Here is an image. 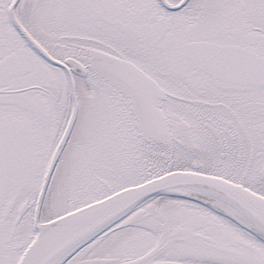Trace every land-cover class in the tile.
<instances>
[{
  "label": "snow or ice",
  "instance_id": "obj_1",
  "mask_svg": "<svg viewBox=\"0 0 264 264\" xmlns=\"http://www.w3.org/2000/svg\"><path fill=\"white\" fill-rule=\"evenodd\" d=\"M0 264H264V0H0Z\"/></svg>",
  "mask_w": 264,
  "mask_h": 264
}]
</instances>
